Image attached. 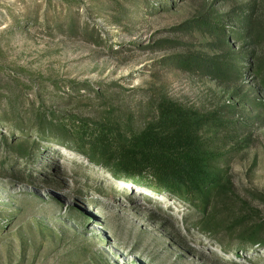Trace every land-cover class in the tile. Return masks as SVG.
I'll list each match as a JSON object with an SVG mask.
<instances>
[{"label": "rangeland", "instance_id": "rangeland-1", "mask_svg": "<svg viewBox=\"0 0 264 264\" xmlns=\"http://www.w3.org/2000/svg\"><path fill=\"white\" fill-rule=\"evenodd\" d=\"M171 113L222 155L207 205L76 146ZM260 224L264 0H0V264H264Z\"/></svg>", "mask_w": 264, "mask_h": 264}, {"label": "trees", "instance_id": "trees-1", "mask_svg": "<svg viewBox=\"0 0 264 264\" xmlns=\"http://www.w3.org/2000/svg\"><path fill=\"white\" fill-rule=\"evenodd\" d=\"M247 17L250 19L251 14ZM219 68L221 74L229 70L226 66ZM240 71L238 67L233 70ZM162 117L156 127L150 126L133 136L117 131L115 134L109 127H100L93 130L99 131V136L76 143V146L91 161L105 164L117 173L148 179L195 205L202 199L207 205L212 194L222 187V170L217 166L222 155L206 146L197 127L204 125L207 119L188 117L181 124L182 120L174 113ZM170 134L177 137L168 138ZM209 218L206 225L211 226L210 230L217 229L219 225L214 216ZM238 225L232 222L228 228L233 231ZM263 228V224L247 227L239 233L240 242L243 246H264Z\"/></svg>", "mask_w": 264, "mask_h": 264}]
</instances>
